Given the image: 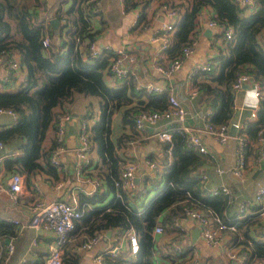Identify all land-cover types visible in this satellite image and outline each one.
I'll list each match as a JSON object with an SVG mask.
<instances>
[{
  "label": "trees",
  "instance_id": "16d2710c",
  "mask_svg": "<svg viewBox=\"0 0 264 264\" xmlns=\"http://www.w3.org/2000/svg\"><path fill=\"white\" fill-rule=\"evenodd\" d=\"M152 1L155 0H120L123 11L136 10L134 27L147 22L145 11ZM161 4L175 12L170 23L173 33L162 48L167 60L178 56L183 46L191 47L201 8L210 9V18L218 24L220 37L224 28L231 29V38H222V46L217 45L215 54L207 58L209 70H196L190 79L199 98L210 109L207 121L212 125L225 123L231 116V84L238 74H246L259 83L261 96L256 100L254 117L243 118L239 130L246 141L243 156L250 148L254 160L264 129V0H254L246 14L243 11L247 7L232 0H183L177 4L175 0H160L158 6ZM90 9L87 0H0V62L4 58L5 66L11 54H16L19 67L24 69V76L13 89H7V83L0 79V108L17 115L12 124L0 127L2 147L13 143L12 149L16 151L13 156L1 159V167L8 173L23 175L27 187L30 180L41 174L51 183L63 180L69 172L48 160L54 147L53 136L47 145L43 141L49 132L53 134L58 108L63 107L61 112L68 111L76 94L95 97L97 114L87 126L89 151H93L94 158L89 155L78 174L80 178L97 181L98 187L90 194L77 192L81 215L68 237L77 235L82 239L76 244L79 245L105 230L117 229L122 235L132 231L137 251L129 253L125 241L123 250L114 257L105 254L107 264H188L193 259V250L179 239L182 229L174 221L178 223L184 216L185 207L220 213L226 209L227 197L210 194L203 188L200 175L210 158L185 145L184 133L175 122L165 127L170 133L169 143L156 138L160 154L156 161L152 160L158 165L153 174L143 176L132 188L115 185L127 162L119 151L138 137L133 114L140 110H163L168 94L165 90L146 92L135 88L130 74L115 77L108 70L109 53L89 56L87 45L95 41L100 29L91 23ZM51 17L58 21L57 43L49 23ZM45 36L49 39L47 46L42 45ZM198 74L202 79L196 81ZM114 114H118L117 121L111 119ZM220 217L233 227L225 229L227 245L237 253L242 250L247 253L238 264H264V240L247 233L248 223L253 220H248L247 214L240 219L227 218L225 214ZM155 225L161 228L157 235L152 233ZM17 229L14 223L0 218V264L7 252L3 240L12 239ZM178 242L183 246L180 251L172 246ZM62 252L61 264H76L77 252L71 248ZM42 262L37 258L23 264Z\"/></svg>",
  "mask_w": 264,
  "mask_h": 264
},
{
  "label": "crops",
  "instance_id": "0c3cea01",
  "mask_svg": "<svg viewBox=\"0 0 264 264\" xmlns=\"http://www.w3.org/2000/svg\"><path fill=\"white\" fill-rule=\"evenodd\" d=\"M159 1L160 0L152 1L147 6L145 11L147 22L138 27H134L133 25L136 19L135 9L123 11L120 0H117L118 5H115L116 19L111 20L112 14L108 11V1L100 0V13L97 17L90 18L91 23L100 28L96 34L95 44L102 49V52L117 49L123 50V54L120 55V58L129 72L135 76V81L137 80L140 84L150 83L161 85L164 87L167 94L171 93L178 98L180 104L186 110V115L182 124L185 125L186 129L189 131L201 135L207 152L213 157V160L208 162V166L204 170L207 174V178L205 181L201 180L203 188L222 182L231 195L226 204L225 216L227 218L232 217L233 219L235 216L243 217L247 214L249 218L247 219L253 220L248 223L247 233L250 236L260 237L264 240L262 235L264 231V210L262 209L264 208L254 199L257 186L264 182V150L262 151L263 157L258 162L252 160L253 156L251 150H249L250 148H248V151L246 150V163L240 178H236L228 173L217 177L214 174L213 165L216 163L226 167L233 163V148L235 141L233 137H231L225 145H220L206 134L201 127V114L205 108L203 99L199 98L198 90L196 91L195 97L188 99L186 96V91L190 87L196 88L190 79V75L194 74L193 70L195 67L207 62V58L215 54L217 45L222 46V36L220 37L219 35L220 29L219 27L207 26L206 21L210 18L211 11L207 7L201 8L196 17L197 30L188 56L182 60L176 70L161 75L155 69V65H165L168 60L164 57L162 49L152 40V36L158 34L160 24L167 21L168 18L165 11L158 6ZM180 1L183 0H175V4L180 3ZM66 5L67 3L63 5V8H65ZM246 13L247 12L244 10L243 14ZM173 19L170 18L169 22L171 23ZM172 33L173 29H170L167 35L171 37ZM125 55L132 56L133 60L127 61ZM11 58L17 60L16 54H11ZM19 68L21 72L17 71V68L13 70L12 78L7 82V89L14 88L24 76L23 68ZM2 73L3 68L0 67V79ZM201 79L200 74L196 75V81ZM89 98L91 97L87 95L76 94L67 107L70 117L65 122L64 126V151L60 159V166L66 173H69L65 174L63 180L61 179L62 184L60 187L56 188L54 183L44 180L41 174V177L37 176L35 179H32V181L34 180L36 182L38 187L37 192H35L34 189L30 187V184L28 187L26 186V180L23 176V189L17 195L16 202H13L9 198L5 182L8 172L4 171L1 167L0 218L6 221H13L17 223L18 226L17 234L12 239H9V243L12 245L11 251L6 252V256L1 264H19L22 259L24 262L36 261L37 258L44 259L52 233L43 229L35 230L27 224L29 213L28 206L35 197L44 200H67L71 192L77 194V192L80 191L84 194H90L96 189L93 182L94 180L75 177L74 173L71 171L72 164L75 161L74 153L76 150L79 123L83 119H87L86 117L84 118V114H86V116L90 115V110L89 112H85V105L87 103L89 105L92 104ZM92 99L94 100V106L90 108L93 114L89 118L90 122L93 121L94 114H97L96 98L92 97ZM255 102V98L252 95V85L249 81L244 83L239 89L233 91V104L237 107V112H242L243 117L247 115L248 110ZM62 108L63 107L58 108L57 113H59ZM111 119L112 121H117L118 114H114ZM14 121L15 118L10 114L6 112L0 113V127H6ZM170 122L172 121L163 118L159 119L154 127H149L145 133H138L137 139L130 142L127 147H123L121 151H119L121 155L126 157V161H132L135 164L134 171L136 177H138V184L143 176H150L153 174L145 164V161L147 159L156 161V158L160 154V145L156 140L155 133L157 130L164 129ZM50 137H52L51 132L46 135L43 141L44 145L48 144ZM13 145V143H10L7 146H3L2 149L0 148V156L3 158L16 154V151L12 149ZM258 147L259 146H257V149ZM90 156L94 158L92 150L90 151ZM68 176H70V179ZM178 224L182 229L179 239L184 240L185 246H191L193 257L198 258L199 264L231 263L232 260L227 259L224 255L225 248L208 246L203 242L198 232H196L198 224L194 219L184 214V216L178 220ZM256 232L258 233L257 235H255ZM192 233H197L195 242L191 245H187ZM81 240L82 239L75 234L68 237L62 250L64 251L71 248V250L77 252L78 258L76 264H94L92 261L94 254L110 249L113 246H119L121 250L119 244L121 241L125 243L126 235L119 234L117 229L109 230V232H107V230L99 232L97 240L88 250L77 249L78 245L76 244ZM227 242L228 234L225 232L223 245L228 246Z\"/></svg>",
  "mask_w": 264,
  "mask_h": 264
},
{
  "label": "built area",
  "instance_id": "2783aa9c",
  "mask_svg": "<svg viewBox=\"0 0 264 264\" xmlns=\"http://www.w3.org/2000/svg\"><path fill=\"white\" fill-rule=\"evenodd\" d=\"M91 4V13L93 14L92 17H97L100 13V0H87ZM236 4H238L241 7H252L254 5V0H232ZM161 9L165 11L167 14L168 20L165 22H162L159 26L158 34H154L152 36V40L158 45L159 48H164L167 46L169 41V30L171 29L169 19H173L174 17V10L167 7L166 5L161 4ZM207 26L209 27H218V24L211 18H209L206 21ZM222 32V38L223 39H230L231 38V29L229 27H226L223 29ZM77 40V39H75ZM49 44L48 37H44L42 39V45L47 46ZM111 51V50H110ZM87 52L89 56L91 57H98L104 54H108V70L118 78L127 76L128 74L132 75L127 67L123 64L122 59L120 58V55L123 54V50L117 49L112 50L111 53L109 51H103L102 49L97 47L95 44V41H91L87 45ZM190 52V47L183 46L181 48V52L178 56L169 59L165 65L157 64L155 65V69L161 74L165 75L167 73H170L174 70H176L179 65L181 64L182 60H184ZM127 61H132L133 57L130 55H125ZM4 59V58H3ZM3 59L0 62V67L3 68L2 73V81L7 83L12 78L13 70L19 67L18 61L13 60L10 57V60H8L7 64L3 66L2 62ZM210 68V65L205 62L200 66L195 67L193 70L194 72L196 70L200 71H208ZM134 78V87L135 88H143L146 92H159L162 90H165L163 86L157 85V84H140L137 80L135 81V76L132 75ZM250 82L252 85V95L255 98V101L261 96V89L260 85L257 81L253 80L250 76L246 74H238L235 77V80L231 84L232 91H235L239 89L244 83ZM197 88L190 87L186 91V96L188 99H191L195 97ZM256 108V102L255 104L248 110L246 116H242V112H237V107L232 104V114L228 118V121L225 123L212 125L207 121V116L210 113L209 107L205 106L203 112H202V130L208 134L211 138H213L217 143L220 145H225L228 140L233 137L235 141V145L233 148V163L228 166H221L218 164L213 165V171L214 174L217 177L222 176L225 173H228L236 178H240L242 175V171L245 167V157L243 156L244 147L246 145V141L243 135L239 134V130L241 128V122L243 118L252 119L254 117V111ZM6 112L10 114L13 118L16 120V113L9 110L0 108V113ZM186 115L185 108L180 104L178 98L168 93L167 95V105L163 110L157 111H149V110H140L133 114V125L135 130H137L139 133H145V131L149 127H154L158 120L163 118L168 121L175 122L177 126L182 130L184 133V143L187 147L192 148L202 154H207L210 160H213V157L210 153L207 152L204 140L202 139L201 135L189 131L186 129L185 125L182 124L184 117ZM70 115L69 112H60L57 113L55 118V123L53 127V141H54V147L49 155V162L52 165L60 166V159L63 155L64 151V126L65 122L69 119ZM90 124L89 118L82 120L79 123L78 126V132H77V144H76V150L74 153L75 161L72 164L71 171L74 173L75 177H80L78 174L80 165L85 164L89 158L90 151H89V141L87 137V126ZM229 126H233L235 129V132L233 136L229 135L227 130ZM156 138L159 141H164L166 143L170 142V133L164 129L157 130ZM259 147L258 151L256 153V156L254 158V161L258 162L262 159L263 154V146H264V129L262 130L260 137H259ZM2 147L0 143V148ZM1 156H0V170H1ZM145 164L149 167V169L154 172L158 165L156 162L147 159L145 161ZM135 164L132 161H127L123 164L121 171L119 173V179L115 181V185L119 184L122 188H132L135 184ZM201 179L203 181L206 180L207 174L206 172L201 173ZM23 175L18 174L16 172H9L7 177L5 178V182L7 185L8 195L10 200L13 202H16L17 195L22 191L23 187ZM93 180V179H90ZM95 187H98L97 181H93ZM62 184V180L55 181L54 186L56 188L60 187ZM30 187L34 189L35 192H37V184L33 180H30ZM0 188H1V181H0ZM210 194H217L221 193L225 195L227 198V201L230 198V192L228 191L227 187L221 183H216L213 185H210L208 187H204ZM76 193L71 192L67 200H44L39 197H35L28 206V220L27 224L32 227L35 230L43 229L48 230L52 233L51 239L47 245V253L43 259L42 264H61V256H62V248L65 242L68 239V234L70 231L74 228V222L75 220L81 215V209L77 207V200H76ZM254 199L256 202H259L264 208V182L259 184L256 188V191L254 193ZM226 213L225 209H222L220 213H217L216 211L210 209L205 212L201 211L197 208H190L185 207L184 208V214L189 216L190 218L194 219L198 224V234L200 238L203 240V242L208 246H214V247H222L225 248L224 255L227 259L236 261L237 263H242L247 253L245 250L240 251L237 253L233 247L231 246H225L224 238H225V229L227 228H233L232 226H228L225 224V222L221 219V215H224ZM242 217V216H241ZM241 217L235 216L234 219H240ZM8 221V220H7ZM11 223H14L17 225V223L13 221H9ZM174 225H179L176 221H174ZM180 226V225H179ZM18 227V226H17ZM181 228V227H180ZM18 231V229H17ZM161 231V228L159 225H155L152 229V233L154 235H157ZM264 237V231L262 233ZM97 236H94L86 241H83L77 246L78 250H88L91 248L93 243L97 240ZM126 244L128 247L129 253H135L137 251V241L134 233L130 231L126 234ZM6 251H11L12 245L9 243L5 244ZM173 249L180 251L181 247L178 244H172ZM120 251L119 246H113L110 249L103 250L102 252L94 254L92 257V261L94 264H107L105 261V254L108 257H114L117 255ZM24 263L23 259L20 261L19 264ZM188 264H199V260L196 257H193V259Z\"/></svg>",
  "mask_w": 264,
  "mask_h": 264
},
{
  "label": "water",
  "instance_id": "95a60500",
  "mask_svg": "<svg viewBox=\"0 0 264 264\" xmlns=\"http://www.w3.org/2000/svg\"><path fill=\"white\" fill-rule=\"evenodd\" d=\"M49 23H50V25L52 27V30L54 32V35H55V38H54L55 39V43H57L58 39H59V35H58V32H57L58 21H57V19L55 17H51L49 19ZM227 132H228L229 135L233 136V134L235 132L234 127L233 126H229ZM263 150H264V148H263ZM135 184H138V177L135 178ZM107 232H109V230H107ZM196 232H198V229H197ZM196 237H197V233L196 234L192 233L190 235V237H189V241L187 242V245H191L192 243H194ZM3 241L6 244V243H8L9 239L5 238ZM230 264H237V263L235 261H231Z\"/></svg>",
  "mask_w": 264,
  "mask_h": 264
},
{
  "label": "rangeland",
  "instance_id": "374dc122",
  "mask_svg": "<svg viewBox=\"0 0 264 264\" xmlns=\"http://www.w3.org/2000/svg\"><path fill=\"white\" fill-rule=\"evenodd\" d=\"M106 1H108V5H109V8H108V11H110L111 12V14H112V18H110L111 20H115L116 19V11H115V5H118L117 4V0H106ZM252 8H245V11L246 12H248L249 10H251ZM109 52L111 53V51L109 50ZM17 71H19V72H21V69L19 68V67H17V69H16ZM23 71H24V69H23ZM17 86V85H16ZM15 86V87H16ZM14 87V88H15ZM11 89H13V88H11ZM88 96V95H87ZM89 97H91V98H89V101L92 103L91 105H89L88 103L85 105V112H89V110H90V115H93L92 114V111H91V107H93L94 106V100L92 99V97L93 96H90L89 95ZM119 239V238H118ZM120 240V239H119ZM12 243H13V241H11ZM13 244H15V243H13ZM175 244H178L181 248L183 247L182 245H180L179 243H175ZM120 247H121V249L123 250V248H124V246H125V243H124V241L122 242H120ZM127 245V244H126ZM14 252H15V250H14ZM209 262V261H208ZM68 264H72V263H68ZM204 264H206V263H204Z\"/></svg>",
  "mask_w": 264,
  "mask_h": 264
}]
</instances>
